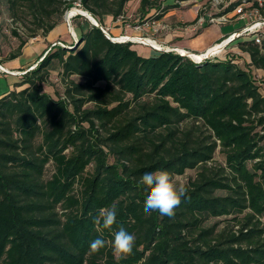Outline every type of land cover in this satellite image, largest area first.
Instances as JSON below:
<instances>
[{"label":"trees","instance_id":"obj_1","mask_svg":"<svg viewBox=\"0 0 264 264\" xmlns=\"http://www.w3.org/2000/svg\"><path fill=\"white\" fill-rule=\"evenodd\" d=\"M3 1L26 8L36 30L1 65L21 57L38 31L50 34L60 22L45 20L61 19L74 3L103 25L123 18L131 0ZM160 2L140 0L141 20ZM82 24L74 45L48 50L0 98V264H264V97L250 71L264 72V34L261 45L238 44L250 59L241 68L232 57H145ZM54 72L66 82L57 100L44 90ZM217 151L225 164L210 167ZM194 170L174 217L144 212L145 172ZM113 205L116 225L98 232L93 217ZM227 217L236 230L204 225ZM120 223L136 243L117 258L108 242ZM96 238L105 247L91 253Z\"/></svg>","mask_w":264,"mask_h":264},{"label":"crops","instance_id":"obj_2","mask_svg":"<svg viewBox=\"0 0 264 264\" xmlns=\"http://www.w3.org/2000/svg\"><path fill=\"white\" fill-rule=\"evenodd\" d=\"M206 1L207 0H166L165 2H160L161 7L159 10H151L144 19L140 20L139 18L137 20H140L141 23L145 25L144 21L146 19H150L147 21L148 26L145 25L143 28V34L137 33L154 39L157 44L162 47H174L180 51L189 52L194 55H204L210 52L216 46L223 43L233 33L239 32L244 27L242 26L238 30H233L230 33H227L224 28L227 25H205L203 27L198 26L197 18L199 16V9ZM132 2L134 1H130L129 5ZM134 3L135 5L133 6L134 8L132 10L128 11L125 8V13L128 11V15H125L123 18H121L122 20L125 19V17H131L135 13L140 16L138 13L140 0H137ZM157 11L160 13L155 18L153 15ZM121 19L113 20L111 17H105L103 19V25L101 26L113 38H118L123 33L130 32V34L138 35L135 34L136 32L134 30H125L123 28L124 25L122 24L124 21H121ZM238 22L244 23V21ZM78 27L82 29L85 28L84 24L82 23L78 24ZM164 27L166 29H162ZM74 34L77 41L78 35L75 32V29ZM76 41L70 34H67L64 23H60L46 37L37 40L35 43L23 49L22 54H24L29 47L33 49V52L31 53V61L34 62L31 65L23 66L21 63H19L21 58L19 57L14 61L3 64L2 68L7 72L18 73V71L27 69L36 62L38 63L46 55L48 50L53 49L54 44L61 42L65 46L71 47ZM142 56L150 57L153 55L149 52ZM228 57H232L241 68H246V66L250 63L248 55L241 52V50L238 48V45H234V43L224 53L219 54L215 60L225 62ZM250 71L254 80L256 81L257 86L260 88L261 94L264 97V72L254 68H250ZM0 73L8 75L2 71H0ZM7 94L8 92L0 94V98L6 96Z\"/></svg>","mask_w":264,"mask_h":264},{"label":"rangeland","instance_id":"obj_3","mask_svg":"<svg viewBox=\"0 0 264 264\" xmlns=\"http://www.w3.org/2000/svg\"><path fill=\"white\" fill-rule=\"evenodd\" d=\"M131 1L136 2L137 0H131ZM214 1L215 0H207L200 7L199 15L200 16L212 15L214 13V9L212 7ZM134 2H132L130 5L128 3L126 5V10H128V11L132 10L134 8L133 6L135 5ZM229 2H230V5H229V7H230L231 4H237L239 2V0H230ZM249 7H250V5H248V7L246 8L247 15H251L249 13V11H250ZM78 10H83V9L79 8ZM128 11L125 13V15H128ZM65 16H66V11L63 14L61 19H56L53 17V18H51V20L46 19L45 22H46V24H50V22L52 23V22H56V21H58L60 23H64L67 34L71 35L69 27L65 22ZM139 18L141 20V17L138 16L137 13H135L131 17H125V19H123V20L121 19V21H124V23H122L124 25L123 28L125 30L129 29V30L133 31V27H135L139 24L142 25L140 20L137 21ZM148 20L149 19H146L144 22L146 23V21H148ZM85 21H88V19L83 17V19H78V20L75 19L72 22V27H73V25L76 27L75 31H76L77 35H79V36L81 33V31H80L81 29H80V27H78V24L85 22ZM243 21H244L245 25L243 22L240 23L237 21H232L230 24H227V26L224 27L225 31L227 33L228 32L230 33L233 30L240 29L242 26L245 27L249 23L253 22V18H249V19L247 18L246 20H243ZM126 26H128L130 28H125ZM35 30H36V24H35L34 18L26 8L20 7L18 10L12 11L10 5L5 3V1H3L0 4V66L1 67H2L1 64L5 60H7L8 56L12 52H15L17 50V48L19 47L20 41L18 38L26 40L31 34H33V32ZM15 32L17 33V35L19 37H15V34H14ZM130 33H123L118 38H120L122 36H129L130 38H135L137 36H143V35L138 34L137 32L136 33L134 32V33L138 34V35H134V34H130ZM38 34L40 36H38L37 38L31 39L27 46H30L31 44L35 43L37 40H40L41 38H43L42 37L43 36L42 30L38 31ZM142 34H143V32H142ZM143 37L151 39L148 36H143ZM151 40L155 41L154 39H151ZM249 41H250L249 38L242 37V38L238 39L237 41H235L234 45H238L240 43H245V42H249ZM156 44H157V42H156ZM133 45L135 46L134 48L136 50H138L139 54L144 55L145 53H149V52L152 55L157 54V51H155L152 47L144 46L142 44H137V43L136 44L133 43ZM171 48H174V47H171ZM32 52H33V49L31 47H29L28 50L24 54H22V56L19 60V63H21L23 66L31 65L34 62V61H31V53ZM38 64L39 63L36 62L32 66L28 67L27 69L20 70L21 72L20 71H18V72L23 73L27 70L31 71L32 69H35L38 66ZM23 76H24L23 74L11 76V75H4V74L0 73V94H2L4 92L9 93V92H11V90L15 89V86L17 84H20V82L22 81ZM71 80H74L76 83H83V79H81V78L73 77V78H71ZM100 85H103V83H101ZM65 88H66V82H64V80L59 76L58 72L52 73L47 84L44 86L45 92L47 94H49L55 100H57L61 97L62 98L64 97ZM88 107L90 108L89 104L86 105V108H88ZM224 164H225L224 157L222 156V154L219 151H217V153L214 157V160L212 161V163L209 164V166L210 167H219V166H224ZM53 173H54L53 166L48 165L45 169L44 179L46 181L51 179ZM196 175H197V170H194V171H188L183 176H178L175 178L177 179L178 182L182 181L187 186V184L191 180H194L196 178ZM78 192H79V188L77 187L75 193L77 194ZM57 211L61 215L62 212L60 211V209H58ZM232 218L233 217H227V218L216 219V220L215 219H207V220H205L204 225L207 227L217 225L219 229L227 228L229 230H231V229L236 230L237 227H235V222L231 221ZM112 243L113 242L109 241L108 247L113 250Z\"/></svg>","mask_w":264,"mask_h":264},{"label":"clouds","instance_id":"obj_4","mask_svg":"<svg viewBox=\"0 0 264 264\" xmlns=\"http://www.w3.org/2000/svg\"><path fill=\"white\" fill-rule=\"evenodd\" d=\"M141 181L149 189L144 200V212H158L170 218L175 216L176 208L182 203V198L187 194L186 185L168 171L145 172ZM117 223V209L113 205L109 208H101L93 217V224L99 232L101 229L111 230ZM113 252L117 258L131 254L136 243V236L128 230L124 223H120L118 229L113 232ZM105 247L102 238H96L90 242L91 253H98Z\"/></svg>","mask_w":264,"mask_h":264},{"label":"built area","instance_id":"obj_5","mask_svg":"<svg viewBox=\"0 0 264 264\" xmlns=\"http://www.w3.org/2000/svg\"><path fill=\"white\" fill-rule=\"evenodd\" d=\"M165 1L166 0H161V2H165ZM229 1L230 0H215L213 2V5H212V7L214 9V13L212 15H207V16H205V15L204 16H200L199 15L198 18H197L198 26H200V27H203L205 25L224 26V25L230 24L232 21H237L238 22V21L246 20L247 18L248 19L249 18H253V22L249 23L247 26H245L239 32L233 33L223 43H221L220 45H218L215 48H213L211 51H213L216 48H222V50L218 51L215 55H213L211 57V60L216 59L219 56V54L224 53L229 46H231L235 41H237L238 39H240L242 37L249 38L250 41H254L255 44H257V45H261V43H262V38H263V34H264V14H261V12L258 9H255V10H250L249 11V13L251 15H247L246 8L248 7V5H250L249 3H247L245 0H241V4H239L238 6L233 7L234 4H231V6L229 7V5H230ZM256 1L258 2L259 7L263 9V13H264V1L263 0H256ZM79 8L82 9L81 4L79 2H76V3L73 4V7L70 8L66 12L65 22L68 25V27H69V24H68L67 18H66L67 15H69L73 10H78ZM159 13L160 12L157 11V12H155V14L153 16L156 18L159 15ZM76 17H77V14L70 17L71 24H72L73 19H75ZM145 25H147V21H146ZM145 25L144 24H142V25L139 24V25L133 27V30L135 32L142 33L143 32V28L145 27ZM126 28H130V27L126 26ZM162 29H166V28L164 27ZM73 33H74V28H73ZM71 36L76 41V38H75L76 36L73 35V34H71ZM110 37H111L110 40L113 43H119V44H126V43H132V44L135 43L136 44L137 43V44H142L144 46L150 45L154 50L156 49V47L151 45V44H149L148 41H151L154 44H156V42L151 40V39H148L146 37H143V36L135 37L137 39V41H133L135 38H130L129 36H122L120 38H113L112 36H110ZM55 46L56 47H61V48H65L66 47L61 42H58L57 44L53 45V47H55ZM157 49H160L161 52L173 53V54H177V55H179L181 57L184 54L183 51H180L177 48L159 46V48H157ZM208 53H206V55ZM194 63L195 64H202V62H199V63L198 62H194ZM10 73H11V76H16V75H19V74L25 75L24 73H19V72L18 73L10 72Z\"/></svg>","mask_w":264,"mask_h":264},{"label":"water","instance_id":"obj_6","mask_svg":"<svg viewBox=\"0 0 264 264\" xmlns=\"http://www.w3.org/2000/svg\"><path fill=\"white\" fill-rule=\"evenodd\" d=\"M77 16H81V17H84V18H86V19H88L87 18V16H85V15H82V14H77ZM90 17L93 19V23L90 21V19H88V21L91 23V25L92 26H94V27H97V28H99L103 33H104V35L110 40V36H109V34L103 29V27L94 19V17L92 16V15H90ZM67 22H68V24H69V30H70V33L71 34H73V27H72V24H71V20H70V16L69 15H67ZM79 42H77L76 44H75V47L74 48H71V50L73 49H76L78 46H79ZM148 46H150V45H148ZM151 47V46H150ZM156 51H158V52H161V50L160 49H155ZM215 50V49H214ZM213 50V51H214ZM217 50V51H216ZM216 53L218 52V51H220V50H222V48H216ZM215 51L213 52V53H211V52H209L205 57H203V59L201 60V61H199V62H206V61H209V60H211V57L213 56V55H215L216 53H215ZM211 53V54H210ZM193 56H194V54H191V53H189V52H184V54H183V56L182 57H184V58H188V59H190L191 61H194V62H196L194 59H193ZM44 58V57H43ZM43 58L40 60V62L43 60ZM40 62H38V63H40ZM36 67V66H35ZM32 70H34V69H32ZM31 70V71H32ZM0 71H2V72H4L5 74H8V75H11V73L10 72H7V71H5L1 66H0ZM30 70H27V71H25V72H23L24 74H26V73H28Z\"/></svg>","mask_w":264,"mask_h":264},{"label":"bare ground","instance_id":"obj_7","mask_svg":"<svg viewBox=\"0 0 264 264\" xmlns=\"http://www.w3.org/2000/svg\"><path fill=\"white\" fill-rule=\"evenodd\" d=\"M76 14H82V15H85V16H87V18L88 19H90V21L93 23L94 21H93V19L90 17V14H88V13H86L85 11H83V10H73L70 14H69V16L71 17V16H73V15H76ZM73 35H75L74 33H73ZM133 41H137V39L135 38ZM148 43L149 44H151V45H153V46H155L156 48H159V46L160 45H158V44H154V43H152L151 41H148ZM216 50V49H215ZM214 50V51H215ZM214 51H212L211 53H213ZM217 51V50H216ZM216 51H215V53H216ZM210 53V54H211ZM206 56V54H204V55H194L193 56V59L196 61V62H198L199 63V61H201L202 59H203V57H205Z\"/></svg>","mask_w":264,"mask_h":264}]
</instances>
